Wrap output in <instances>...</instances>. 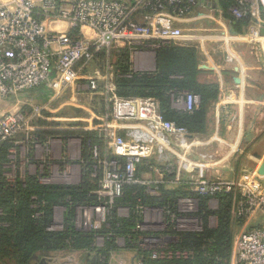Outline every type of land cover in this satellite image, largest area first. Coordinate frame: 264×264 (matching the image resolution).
I'll return each instance as SVG.
<instances>
[{"label":"built area","instance_id":"built-area-1","mask_svg":"<svg viewBox=\"0 0 264 264\" xmlns=\"http://www.w3.org/2000/svg\"><path fill=\"white\" fill-rule=\"evenodd\" d=\"M209 8L210 0H0V146L13 143L11 155L17 152L19 138L28 146L41 145L36 132L45 129L40 121L48 120L46 113L53 112L54 103L80 105L78 99L83 97L91 104L102 103L99 112L89 109L92 118L87 128L98 139L89 149V162L101 202L76 208L77 227L93 223L100 228L127 185H144L147 192L158 195L149 181L138 176V168L145 163L150 171L162 164L174 174V184L185 183L202 195L237 189L233 215L243 224L235 234L230 264H264V224L249 228L254 219L264 218V173L247 171L238 181L207 178L206 170L216 164L215 156L202 152L197 159L185 153L200 142L185 127L164 117L158 99L119 95L108 60L104 73L98 68L103 64L99 60L103 51L109 54L119 47L156 51L167 44L194 46L211 37L186 27L205 19L218 21ZM229 11L237 19L250 18L251 23L249 32L239 35H231L223 26L227 30L223 39L231 36L232 42L264 45V0H234ZM224 42L225 61L239 65L231 42ZM37 88L51 90L52 98H35L32 91ZM20 97L22 107L4 108L8 99L19 101ZM180 101L192 110L200 96L184 93ZM46 152L50 153L49 145ZM192 200L181 198L177 207ZM176 219L172 214V221ZM189 254L166 250L151 256L172 259Z\"/></svg>","mask_w":264,"mask_h":264},{"label":"trees","instance_id":"trees-1","mask_svg":"<svg viewBox=\"0 0 264 264\" xmlns=\"http://www.w3.org/2000/svg\"><path fill=\"white\" fill-rule=\"evenodd\" d=\"M234 0H218L220 16L227 21L233 33H244L248 29L250 18L237 19L229 11ZM127 47L111 49L109 54H99L101 65L108 62L114 70V83L121 96L153 97L159 100L160 109L167 120L185 127L189 134L205 135L209 128L211 106L221 97L218 82H201L198 78L203 71L199 69V51L196 46L167 44L156 50L154 70L135 71L132 69L130 52ZM184 93L200 96V103L192 110L177 108ZM35 98L48 101L52 92L44 88L32 91ZM45 129L36 132L38 141L58 137L62 141L63 160L61 167L67 166L65 144L70 137H77L81 142V180L77 184L45 183L43 178L50 174L48 167L52 160H46L44 173H20L12 180L8 178V165L11 163L10 148L13 144L5 142L0 146V264H29L38 252H53L65 249L87 252V264H109L111 254L119 247L118 238H123L125 247L135 250L144 263L150 261L154 251L141 248L140 233L137 229L141 219L140 209L146 206H160L165 210L168 223L167 232L177 237L178 241L170 245L171 250L190 252L185 258L157 259L161 264H230L235 238L234 225L243 224L236 220L233 208L239 197L236 189L217 193L214 196L202 195L192 191L185 183L176 187H160L158 195L147 192V187L140 184L127 185L122 197L118 198L110 209L107 220L100 228L90 231L76 229L75 212L78 206H93L101 202L96 191L97 180L91 176L89 149L98 141L94 131L82 128L56 127L55 124L40 121ZM29 159L35 162L34 145L30 146ZM146 161V160H145ZM154 163V159H148ZM149 169L145 163L139 166L138 176ZM215 197L217 209H211L209 202ZM181 198H193L198 209L187 213L201 221L200 230H176L172 214L182 215L177 210ZM64 206L61 229H54V210ZM120 206L129 208V215L122 217L118 213ZM217 218V225H210V217ZM146 234V233H144ZM103 235L106 239L103 247H97L96 238ZM153 262V261H152Z\"/></svg>","mask_w":264,"mask_h":264},{"label":"rangeland","instance_id":"rangeland-1","mask_svg":"<svg viewBox=\"0 0 264 264\" xmlns=\"http://www.w3.org/2000/svg\"><path fill=\"white\" fill-rule=\"evenodd\" d=\"M264 20V18H263ZM205 22V21H204ZM205 26L207 25L208 30L201 29L199 32L202 36H211L204 39H201L200 41L196 42H190L193 43L192 45L196 46L199 51V65L204 69L203 74L210 75L211 80H217V76L214 75L217 72V67L214 66L215 63L223 66L225 69H223L221 72L224 76H227L228 78L232 79V82L237 79V83L239 84V81L241 79V75L246 76V84H248V79H251L253 75V80H257L256 85H258V88H250L253 94L262 95V98L260 99V102H264V49L261 46L260 42L256 41H238L235 40L231 42V47L234 49V51L239 55L241 58L243 64L245 65V71H242L239 68L238 63L229 64L225 61L226 57V45L223 39V36L225 32L227 31L225 27L223 26H212L209 22L204 23ZM193 26V27H192ZM197 25H187V28H194ZM212 26V27H211ZM202 25H200V28ZM228 29V32L231 33V35H239V34H245L249 32L248 29H244V33H233L230 29V26L228 25L226 27ZM212 29V30H211ZM216 29V30H215ZM192 31V30H190ZM195 33V32H194ZM130 52V61L132 63V69L135 71H145V70H154L155 68V52L154 50H142V49H129ZM136 52H140L139 54H135ZM144 52V53H142ZM110 66L112 64L110 63ZM253 66V67H252ZM99 70L104 73L106 70V65H99ZM235 68V69H234ZM221 69V68H220ZM219 75V74H218ZM251 77V78H250ZM250 86L246 85V89H248ZM256 90V91H255ZM48 93H51V90L47 89ZM254 94V95H255ZM247 99V98H246ZM23 97L19 98V101L8 99L7 105L4 107L5 109H17L22 107ZM78 104L80 105H66L63 106V104L54 103L53 104V112H47L46 116L48 117L47 122L53 123L56 125V127L61 128H69V127H76V128H82L84 130H88L87 128L90 126V120H91V113L89 112V109L94 110V112L101 111V104L98 102L90 103L88 99L86 98H80L78 100ZM243 111L246 110V105H248L247 102H245V98L242 99ZM254 104L253 102H250ZM245 105V106H244ZM263 106V104H260ZM177 108H184L185 105L181 101L174 104ZM246 113V112H245ZM235 117L234 115L232 116ZM215 103L211 106L210 112H209V128L207 131V135H210L212 133L214 127H215ZM239 120V118H238ZM240 121V120H239ZM239 121H238V128H239ZM221 127L224 125V122L222 119L220 120ZM227 126L231 125V130L233 131V125L234 122L231 124L227 123L225 124ZM205 134V135H206ZM206 135V136H207ZM204 135H196L194 137L202 138ZM51 138H47V140L41 145H34V156H35V162L30 161L28 153L30 149V145L23 144L21 141V138L18 139V148L17 152L10 155L11 163L8 165V171L7 176L9 179H13L20 173V175L24 176L26 173H44L47 169L44 168V158L49 160H52L51 165L48 167L50 174L42 179L45 183H61V184H77L76 181L78 179V168H79V159L73 160V158H69V148H68V140L65 144L66 150H67V156L70 159V161H73L72 163H69L64 168L60 166V163H58L60 160H63V154L62 158L59 161H56L51 158L50 153L47 154V145L49 143V140ZM231 144L234 145V149L231 150V154L229 156L228 161L225 163L226 168H224V174L222 177H213L212 175H207V178L211 180L216 181H238L240 178L252 169L255 168V164L251 161H249V154L254 153L257 154V156L260 154V150L262 147L259 146H252L248 143L244 144V141L241 138V142H238L237 138H234ZM238 142V143H237ZM13 144V143H12ZM14 145V144H13ZM194 151H196L197 156L195 158L199 159V155L203 151H197L196 150V143L193 147ZM227 151V147L225 148ZM44 150V155L42 154ZM63 150V147H61V151ZM228 150V151H229ZM181 154L183 153L180 151ZM194 153L193 150L190 149L187 150L185 153ZM235 153V154H234ZM229 155V154H228ZM225 156V155H224ZM220 157H223L220 155ZM217 162L216 157H214ZM42 164L44 165L42 167ZM176 165V164H175ZM176 169V166H175ZM260 169L264 170V163L260 166ZM162 171L164 173H162ZM142 177L150 182L149 186L152 191H155V193H160V187L164 185L167 188H173L176 187L178 184H174L173 180L175 178L174 174L172 172H168V170L165 169V167L162 164H158L156 169L150 170L148 172H144L142 174ZM237 190V189H236ZM238 192V190H237ZM212 200V201H211ZM209 202L211 209H217L212 208L213 203L218 202V200L213 197ZM212 205V206H211ZM218 207V206H217ZM154 208L156 212H154ZM56 214L54 210V216L56 215V219L54 221V228L61 229L63 224V215H61V219L57 218L58 213L66 210L64 206H57L56 208ZM160 206H146L144 209H140V216L142 221L140 220L141 227L137 229L139 230V245L141 248L152 250L154 252L160 253L162 251L171 250L170 245L172 243H176L178 241L177 237L168 234L167 227L168 223L165 218V213L163 215V211ZM198 209L197 201L193 199L191 203L187 204L185 207L179 204L177 207V210L182 213V215H178L177 219L174 224V228L176 230H198L201 228V219L199 220L197 217L193 215H187V213L195 212ZM159 210L162 212L160 213ZM118 213L122 217H127L129 215V208L120 206L118 208ZM93 219V217H92ZM215 220L217 222V218L215 216H211L210 220ZM76 212H75V224H76ZM93 223L85 226V224H82L81 227H77L76 229L79 231H90L92 229H96L93 226ZM255 221H252L249 225V228L258 226ZM242 224L239 222L234 225L235 234L236 232H239L241 229ZM146 233V234H144ZM148 237V238H147ZM145 239H149L150 242L146 243ZM106 239L103 237V235H99L96 238V245L97 247H103L105 245ZM118 247L119 245H125V241L123 238L117 239ZM83 262H87V253L82 254L81 256Z\"/></svg>","mask_w":264,"mask_h":264},{"label":"crops","instance_id":"crops-1","mask_svg":"<svg viewBox=\"0 0 264 264\" xmlns=\"http://www.w3.org/2000/svg\"><path fill=\"white\" fill-rule=\"evenodd\" d=\"M3 1L8 2L10 0H3ZM210 1H211V8L208 9V12L216 15L218 21L205 19L202 21H197L188 24V25H197L192 29H194L198 33H200L199 31L201 29L203 30L209 29L207 28V25L205 26L204 24L206 22L207 23L209 22L212 26L215 25V27L216 26L227 27L229 25L227 21L220 16L221 9L218 4V0H210ZM201 10L202 8L198 9V11ZM200 25H202L201 28ZM85 31L87 30L85 29ZM224 39L229 42H232L233 37L225 36ZM261 46L264 49V45L261 44ZM235 54L239 62V68L242 71H245V65L243 64L241 58L237 53ZM214 66L218 68L217 69L218 73L214 74L217 76V80L213 81L211 79H208L207 77L210 78V75L203 74V72L199 74L198 78L201 82H218L220 85L221 97L219 98V100L215 102V116H216L215 127L212 133H210V135L206 134L207 136L204 135L202 136V138L194 137L195 140L200 142L199 144L196 145V150L203 152H210L216 157L218 163L208 168L206 170V173L207 175H212L213 177H222V175L224 174V168H226L225 163L228 161L229 156L232 152L231 150H229V148L230 149L235 148L234 145L231 143L234 142L233 141L234 138H237L238 142H241L240 140L242 138L244 144L246 141V143L254 147L256 146L262 147L259 152L260 154L258 156L257 154L254 153L252 154L250 153L248 156L249 161L255 164V168L253 167L249 171L260 172V166L262 165V163H264V102H260L262 95L260 94L257 95L255 93L254 95L252 92H250L251 91L250 88H258V85H256L258 84L256 83L257 80H253V75H252L251 76L252 78L250 77L251 79H248V84H246L247 83L246 76L241 75V79L238 84L237 79H235L232 82L231 78L227 79V76H224L222 74L221 71L225 69L223 66L217 63H215ZM199 69L204 71V69H202L200 65H199ZM246 85L250 87L246 89ZM243 98H245V102L248 103V105H246V110H245L246 113L243 111V109L245 108L243 107V103H242ZM250 102H253L254 104ZM260 104H263V106H261ZM233 115L235 116L234 118L232 117ZM238 118L240 121L238 120ZM221 119L224 122V125L222 127L220 125ZM238 121H239V128L237 127ZM232 122H234L232 128L233 131L231 130V125L229 126L225 125L227 123L231 124ZM48 145L50 147L51 158L56 161H59L62 158L61 139L58 137H53L49 140ZM226 147L228 148L227 151L225 149ZM68 148H69L68 151L69 158L71 159L73 158V160L81 159V142L79 138L70 137L68 140ZM192 150L194 153H191V157L195 158L198 152L196 153L194 149ZM220 155L223 157H220ZM80 180H81V166L79 164L78 179L76 183H79ZM217 206H218V202L213 203L212 208H217ZM55 214H56V209H55ZM61 215H63V211L58 213L57 218L61 219L62 218ZM254 221L256 222V224L258 223L264 224L263 217L254 219ZM210 225L214 227L217 225V222L211 219ZM84 253L87 252L81 250H71V249H65V250H59L53 252H38L33 256L29 264H87V262H83L81 258L82 254ZM156 260L157 258L155 259L151 257L148 263H144L142 258L137 254L135 250L126 248L125 245L123 244V245H119V248L111 254V259L109 264H161L155 262Z\"/></svg>","mask_w":264,"mask_h":264},{"label":"water","instance_id":"water-1","mask_svg":"<svg viewBox=\"0 0 264 264\" xmlns=\"http://www.w3.org/2000/svg\"><path fill=\"white\" fill-rule=\"evenodd\" d=\"M260 173H261V174L264 173V170H263V169H260Z\"/></svg>","mask_w":264,"mask_h":264}]
</instances>
